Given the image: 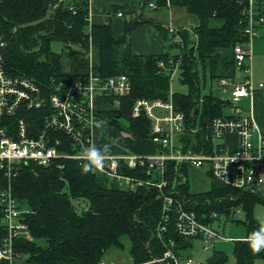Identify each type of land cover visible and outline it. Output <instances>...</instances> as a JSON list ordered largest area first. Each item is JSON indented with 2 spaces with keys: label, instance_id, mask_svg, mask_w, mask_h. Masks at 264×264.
Returning <instances> with one entry per match:
<instances>
[{
  "label": "trees",
  "instance_id": "1",
  "mask_svg": "<svg viewBox=\"0 0 264 264\" xmlns=\"http://www.w3.org/2000/svg\"><path fill=\"white\" fill-rule=\"evenodd\" d=\"M152 1L155 0H142L143 9ZM166 1L156 0L160 6ZM169 1L173 7L194 16L197 24L180 29L184 48L172 41L167 27L157 24L168 40L167 47H176L179 53L142 55L132 52L128 39L133 29L144 23L141 18L127 23L125 34L117 38L111 24H90V0H2L0 27L8 41V71L11 75L31 78L48 92L51 79L66 74L61 67L64 56L72 58L93 45L98 51L99 74L126 75L132 85L131 93L122 97L118 108L99 110V120L149 144L150 122L143 115H132L133 103L139 98L167 100L169 74L158 63L181 57L179 79L188 92H174L173 103L185 115L182 140L194 151L211 150L215 143L212 121L224 115L228 104L213 94L202 95L200 77L208 76L211 81L237 77L234 49L244 41L240 0ZM56 42L63 44L60 53L53 48ZM42 114V111L33 112L34 124L40 125ZM85 163L62 160L61 168L35 164L21 168L13 189L15 197L27 207V223L33 236V241L17 243L18 251L26 257L25 264H96L110 250L125 249L126 243L132 264H161L155 260L163 258L165 244L170 240L175 242L180 254L192 246V240L178 235L174 222L168 224L162 240L158 237L162 201L156 188L126 191L114 180L93 171L91 166L87 172L83 171ZM120 167V172L127 176L144 178L141 169ZM181 171L186 176L187 169ZM176 175L174 165L168 163L170 185ZM175 182L177 192L187 200V208L194 210L202 221L210 222L208 217L213 212L229 215V209L240 208L246 214L243 224L247 239L264 228L253 216L255 206L264 205V196L243 193L216 180H212L209 190L198 193L191 192L188 181ZM3 237L4 229L0 225V239ZM233 256L232 264H264V248L257 251L250 241L236 240ZM203 264L229 262L224 253L215 251Z\"/></svg>",
  "mask_w": 264,
  "mask_h": 264
},
{
  "label": "built area",
  "instance_id": "2",
  "mask_svg": "<svg viewBox=\"0 0 264 264\" xmlns=\"http://www.w3.org/2000/svg\"><path fill=\"white\" fill-rule=\"evenodd\" d=\"M260 1L240 0L244 41L235 46L234 57L236 68L242 75L219 80L227 96L223 100L232 107V112L212 121L211 133L215 143L211 150L194 151L187 148L182 140L185 115L175 109L172 89V82L180 75L182 59L173 57L158 63L169 74L167 100L139 98L132 106L134 117L143 115L150 122L149 144L154 146L155 153H103L101 164L91 165L93 171L114 180L126 191L136 192L140 188H156L159 191L162 217L157 234L161 240L171 222H174L181 238L201 240L205 251L211 250L217 240L223 239L214 227L219 214L213 212L208 217L210 222L202 221L194 210L187 208V201L177 192L175 180L181 183L188 181L182 168L204 169L212 180L223 185L243 193L264 196V134L252 116L251 105L248 112L239 106L240 102L251 100L253 94L264 87L263 83L255 85L252 70V40L258 35L259 26L264 24V15L258 10ZM166 3L169 6L170 1ZM148 7L157 10L161 6L155 0ZM117 15L122 16V13ZM88 19L91 24L90 10ZM167 30L173 36L172 41L184 48V40L172 23ZM246 43L250 44V48H247L248 45L245 47ZM92 47L90 44L88 50L82 53L83 61L87 59V71L53 77L50 90L45 92L31 78L10 74L6 63L8 41L0 27V225L4 229V237L0 239V264H25L26 257L18 251L17 243L33 241L27 223V207L15 197L13 189L21 168L29 164L61 168L62 160L90 163L85 152L90 145L97 146L95 138L101 126L96 101L110 100L118 108L122 97L132 91L128 76L103 77L92 71ZM35 111L43 112L40 125L34 124L31 119ZM231 134L238 137L234 151H230L223 142ZM168 163L174 165L177 174L172 185L167 180ZM120 166L141 169L144 178L127 176L120 172ZM239 209L231 208L229 212H238ZM165 246L163 258L155 262L204 263L177 253L173 240ZM96 264L115 263L105 258Z\"/></svg>",
  "mask_w": 264,
  "mask_h": 264
},
{
  "label": "rangeland",
  "instance_id": "3",
  "mask_svg": "<svg viewBox=\"0 0 264 264\" xmlns=\"http://www.w3.org/2000/svg\"><path fill=\"white\" fill-rule=\"evenodd\" d=\"M170 6V7H169ZM169 6L167 3H165L163 6L159 7L157 10H151L148 6H146L143 10H136V11H124V15L120 18L121 24H122V32H120V36H123L125 34V27L126 24L135 21L136 19L141 16L143 18L144 23L141 26L136 27L133 29V31L128 35L130 47L133 49L134 39L137 38L140 40L142 39H148L150 38V34L148 32L149 28H145L143 26L147 25L148 23L151 25V30H158L156 25L159 22H164L165 27H167L170 23L173 24V26L177 29L176 31L179 33L181 28H187L190 29L191 27L195 26L197 24V19L188 14L185 10L180 8H175L170 3ZM168 7V8H167ZM163 10L166 12V16L160 18L158 17L161 12L159 13V10ZM142 12V14H141ZM111 14H114L111 11ZM117 17L114 15L112 17V20L116 19ZM166 20V21H165ZM171 21V22H170ZM154 22V23H153ZM153 23V24H152ZM141 27V29H140ZM143 29V31H142ZM150 31V30H149ZM259 35V34H258ZM169 37H173L170 36ZM160 38L164 40L163 35H160ZM258 36H256L252 40V45L254 46L255 50V40H257ZM259 40H257L258 42ZM259 43V42H258ZM257 43V46L259 48V44ZM168 44V42H167ZM169 45V44H168ZM247 48H250V44H245ZM262 50H264V39L261 43ZM53 48L55 52L60 53L63 49V44L60 42H56L53 45ZM171 52L173 54H178L179 50L176 47L171 48ZM84 57V56H83ZM65 58L61 60V67L62 71L66 69L65 66ZM95 61H97L95 59ZM72 70H78L75 65L71 66ZM80 68V67H79ZM242 75V72L239 70L237 72V77H240ZM264 84V83H263ZM257 86V85H256ZM200 87H201V94H213L219 98L227 99V96L223 92V88L219 84V80H212L207 76L206 79L203 78L201 75L200 77ZM172 89L176 93H187L188 87L186 85H183L179 79V75L174 79L172 82ZM263 89V88H262ZM261 90V89H260ZM259 90V91H260ZM257 92V91H256ZM106 101L98 100L96 101V105L100 108H106L108 106V103H104ZM115 104L109 105V107H114ZM120 106V105H119ZM239 106L244 109L246 112H248L250 108V100L245 99L242 102H240ZM109 110V109H108ZM107 110V111H108ZM232 112L231 106H226L224 109L225 114H230ZM98 132L101 134V136L104 139V147L107 146L106 152L110 154H138L139 150L136 148V143L128 137L130 135L127 131H119L116 129H110L107 125L101 123V126L98 128ZM224 141V140H223ZM222 142V141H221ZM144 154H147V152H144ZM187 169L186 177L189 181L190 188L192 189V192H202L206 191L210 188V177L208 174H206L205 171L201 169ZM208 175V176H207ZM160 199V197L158 198ZM186 200V198H185ZM189 200V199H188ZM187 201V200H186ZM253 216L254 218L262 225H264V205L263 204H257L253 210ZM246 220V214L242 209H239L238 212H232L229 215L225 214H219L218 218L214 221V227L223 239H219L214 244V248H212L209 251H205L203 248V243L199 239H193L192 240V246L182 254L183 256L188 258H192L195 260L200 261L201 263L205 262L215 251H219L224 253L229 263L234 262V256H233V250L236 240H241L242 238L246 237V228L243 224V221ZM106 258L110 261H113L115 264H132V260L130 258L129 254V243H126V248L123 250H116L112 249L107 253Z\"/></svg>",
  "mask_w": 264,
  "mask_h": 264
},
{
  "label": "crops",
  "instance_id": "4",
  "mask_svg": "<svg viewBox=\"0 0 264 264\" xmlns=\"http://www.w3.org/2000/svg\"><path fill=\"white\" fill-rule=\"evenodd\" d=\"M116 7L121 8V9L115 10ZM123 7H124V11H136L139 9L143 12L144 10L142 6V0H90V21L92 23H97V24H108V23L111 24L113 34L115 37L118 38L120 37V34H121L120 32H122L121 31L122 30L121 20H119L118 18L122 17L124 13L122 16H118L117 13L123 12V9H122ZM258 10L262 15H264V0H261L259 2ZM111 11L114 14H111ZM160 12L161 14L158 17L162 18L166 16V12L164 11V9L163 10L160 9L159 13ZM114 15L117 18L114 19L113 21L112 17ZM139 18H141V20L143 21V18L141 16H139ZM142 24L143 23L139 24L138 26H141ZM158 24L165 26L166 23L158 21ZM143 27L147 29L149 28L150 31L148 30V32L151 37L150 38L148 37V39H145V38L142 39L141 37L140 40L137 38V42H136V39H134L133 49L131 48L134 54L156 55V54H160L163 52H170L171 54H173L171 52V48L167 47L168 40L165 38L164 40H162L160 38L161 32L159 31V29L157 31L154 29L151 30V25L149 23ZM258 34L259 35H257L258 36L257 40H259L258 41L259 43L257 42V40H255L256 42L255 50H254V46L252 45V56H253L252 70H253V80H254L255 85H258L259 83H264V50H262V46H261V43L263 42V39H264V24L259 26ZM257 43L259 44V48L257 46ZM64 58H65L64 63L66 66V69L63 70L64 73L77 74V73H83L87 71V69H89V67H87L88 65L87 59L85 60L86 62L83 61L84 57L82 53L76 54L72 58L68 56H64ZM95 59L97 61H95ZM72 65L73 66L75 65L76 68L78 67L77 68L78 70H72V67H71ZM98 66H99L98 51H97V48L93 46L92 47L91 68L94 73H99ZM101 101H106L108 103V106L106 108H100L96 105L99 110L115 109V107H109L110 103L113 105L112 101L110 100H101ZM250 105H251L252 116L255 122L257 123V125L259 126L261 132L264 134V87L260 91L257 90V92L253 94L250 100ZM128 137H130L136 143V146H137L136 148L139 150L138 154L150 155V154L155 153L156 150L154 146L148 143H145L143 141H140L132 135H128ZM223 142L226 143L230 151H234L238 145V137L236 134H231V135L226 136ZM95 143L98 146V148H101V149L104 148V145H105L104 139L98 131L96 133ZM144 152H147V154H144ZM104 153H108V152L105 151ZM201 170L205 171L204 169H201ZM206 174L208 173L206 172ZM211 183H212V179L210 178V186H211ZM191 192H192V189H191ZM192 193H198V192H192ZM241 240L250 241V239H247L246 237L242 238ZM262 248H264V246H262Z\"/></svg>",
  "mask_w": 264,
  "mask_h": 264
},
{
  "label": "clouds",
  "instance_id": "5",
  "mask_svg": "<svg viewBox=\"0 0 264 264\" xmlns=\"http://www.w3.org/2000/svg\"><path fill=\"white\" fill-rule=\"evenodd\" d=\"M106 150L107 146L101 149L95 145H90L85 152L90 163H85L83 165V171L87 172L91 165L99 166L101 164L102 155ZM250 244L257 251L264 246V228L250 234Z\"/></svg>",
  "mask_w": 264,
  "mask_h": 264
}]
</instances>
